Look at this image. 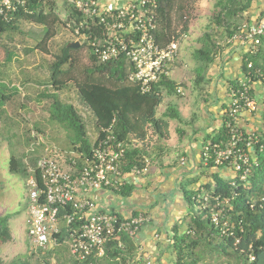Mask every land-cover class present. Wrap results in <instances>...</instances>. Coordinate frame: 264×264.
Returning <instances> with one entry per match:
<instances>
[{
    "label": "trees",
    "instance_id": "obj_1",
    "mask_svg": "<svg viewBox=\"0 0 264 264\" xmlns=\"http://www.w3.org/2000/svg\"><path fill=\"white\" fill-rule=\"evenodd\" d=\"M197 1L159 0L158 30L155 36L160 46L175 41L179 53V41L188 34L189 23L195 17L196 8L194 4ZM263 4L264 0H217L215 2L209 24L198 41L200 47L195 49L191 56L194 75L193 85L199 92L202 84L206 82V71L214 63V55L227 47L226 44L222 46L224 40L232 37L238 26L241 25L243 20H246L242 18L243 15L248 16V11L253 6L256 9L260 6L262 10ZM57 5L52 0H27L25 9L19 10L14 16L11 14L7 22L0 17V35L18 31V24L22 22L39 25L43 28L42 35L34 48L26 50V52L40 51L44 54L48 53V43L57 35L59 25L65 27L66 24L65 19H62L57 12ZM67 12L70 13L71 18H75L77 21L80 19V16L76 15L72 8L68 9ZM90 31L92 32H81L85 35L81 47L88 48L90 67L80 71L78 69L79 58L74 54L77 48L68 47L67 44L54 56L53 62L49 65L47 80L43 81L39 78V86H45L46 88L40 91L38 97L51 102L48 107V119L62 124L63 129L69 134L70 145L75 155L89 156L97 142L105 137L106 130H109L118 141L125 143L126 152L120 163V171L126 176L133 168H143L146 160H148L143 149H147V145L138 147V143L145 144L146 140H151L153 137L156 138L155 140H165L169 122L181 123L179 113L172 106L166 108L160 117H157V109L163 101V91L168 94H178L177 89H181L182 83L178 84L170 80V74L169 77H162L158 83L154 84L153 91L149 94L141 93L137 85L125 83L130 65L127 64L124 58L115 63L96 64V58L92 53L90 43L94 37H100L101 34L98 29ZM89 35L92 38H88ZM220 42L222 44H219ZM13 57L14 55L8 52L6 63H11ZM177 62L176 60L171 66V71ZM249 63L252 64V69L249 71L255 73L260 70L264 73V36L261 39L259 54L256 57L248 55L243 57L240 66L241 73L248 71L247 65ZM10 71L7 68H5V73L0 71V78L6 79ZM238 80L239 77L230 82L228 87L235 86ZM70 84H73L76 89L81 105L86 107L92 115L94 129L97 133L94 141H91L88 137L86 120L80 116L73 105L60 100L59 94L67 90ZM5 87L7 88L5 84L0 85V117L6 114L4 111L5 105L15 96L14 92L16 91L14 88L12 94H10L12 88L5 89ZM261 117L263 118L262 129L255 130L259 140L253 147L257 167L244 182L239 180L238 175L232 176L231 170L226 167H214L212 164L203 166L200 161L202 167L205 168V174L210 180L200 183L195 190H189L188 188L191 183H194L193 180L181 183L180 190L189 210L178 224L179 226H185L184 232L180 233L178 225L174 226L172 240L170 239L168 247L166 246L167 251L173 256V264H205V256H208V254L211 263L217 261L219 257H225L233 264H264V109L261 112ZM38 125L40 123H36L37 127ZM33 130L32 128L30 130L31 144L36 141V138L31 135ZM34 132L38 134L37 130H34ZM134 141L137 143H134ZM226 141V130L221 125L219 132L206 137L203 147L213 144L224 146ZM34 147L38 146L34 145ZM39 157L30 160L34 170L32 174L27 175L22 160H18L12 155L9 159L8 171L10 174L27 177L26 179L33 175L39 189L44 190L40 173L36 168ZM72 159L75 158L70 154L67 158H61V161H64L63 165L68 167ZM82 166V159H76L75 169L79 171ZM212 168H214V172L209 171ZM220 168L228 171V178L220 176L219 172L216 171ZM233 181L234 186L231 184ZM25 186L27 189L26 205H28L29 188L27 180ZM132 191L133 185L126 181L114 193L126 198L131 195ZM206 195L212 196L207 206L210 205L209 208L214 210L218 208V212H220L222 218L224 217V220H221L217 227L211 221L209 209L204 208L203 198ZM215 196H219L218 207L213 201ZM39 200L40 202L45 201L43 193L40 195ZM65 214L77 215V212L70 206L59 208L58 218L63 226H60L58 234L53 235V239L59 243V246L44 253L40 250L35 253L30 252L28 256L7 264H33V262L36 264L38 262L39 264H50L51 255L69 238L65 221H63ZM10 219L8 215L0 217V245L9 243L12 240ZM223 221L227 222L226 228H223ZM25 237L28 239L27 227ZM134 241L124 235L120 239L121 248L118 247L117 242H108L105 245V257L96 264H117L116 260H120L122 264H125L127 259L133 257L132 253L136 249ZM201 247H204V249L197 250ZM206 251L208 252L206 253ZM71 258L73 260L71 264H79L72 256ZM156 262L159 264L158 259ZM0 264H4L1 257ZM80 264L88 263L83 262Z\"/></svg>",
    "mask_w": 264,
    "mask_h": 264
},
{
    "label": "built area",
    "instance_id": "obj_2",
    "mask_svg": "<svg viewBox=\"0 0 264 264\" xmlns=\"http://www.w3.org/2000/svg\"><path fill=\"white\" fill-rule=\"evenodd\" d=\"M60 2L62 11L59 16L65 19V27L78 39H84L81 32H92L98 29L100 37H94L90 43L97 65L115 63L124 58L130 65L125 79L126 84L137 85L141 93L149 94L153 85L162 77L171 74V66L179 58L178 45L170 41L160 46L155 33L158 30L159 0H52ZM27 0H0V17L8 21L22 9ZM80 16L77 21L70 17L68 9ZM244 16V15H243ZM264 36V4L261 13L252 21L243 20L232 37L224 40L230 47L241 48L242 56L256 57L259 54L261 39ZM92 38V36H88ZM88 41V40H87ZM248 71L241 73L235 86H230L228 106L223 113V122L227 141L224 146L219 144L203 147L201 163L214 167H226L232 176H239L244 182L257 167L254 145L258 143L255 130H246L241 125L242 113L256 115L264 109V73L257 70L249 71L252 64L247 65ZM254 78V79H253ZM258 79V80H255ZM260 88L258 100L255 90ZM182 94L181 89H177ZM36 141L31 144L40 146L43 140L31 131ZM126 145L118 141L108 130L105 137L93 147L89 156L73 154L68 168H64L61 158L49 148H45L36 163L44 190H40L34 176L28 177V221L27 242L31 252L40 250L42 253L59 246L53 235L60 232L59 208L70 206L77 215L65 214L63 221L69 234L67 242L71 256L80 264H96L105 257V245L114 241L121 248L120 239L127 235L136 239L151 217L144 211L134 215L121 216L110 210H101L88 196L91 191L108 190L112 193L126 182L129 176H142L148 173L151 162L146 160L143 168H133L128 175L120 171V163L124 159ZM82 159V168L75 169L76 159ZM184 162L181 160L180 164ZM235 185L234 181L231 183ZM45 201L40 202L41 194ZM212 196L203 198L204 208L210 211L211 221L217 227L224 217L218 208H209L207 204ZM219 196L214 197L218 207ZM206 203V204H205ZM211 204V203H210ZM222 218V219H220ZM73 226V227H72ZM227 222L223 221V228ZM159 236L154 237L158 242ZM166 245L170 240H165ZM132 259L125 264H158L151 253L141 244L136 245ZM91 258V260H89ZM117 264H122L116 260ZM45 264V263H42Z\"/></svg>",
    "mask_w": 264,
    "mask_h": 264
},
{
    "label": "crops",
    "instance_id": "obj_3",
    "mask_svg": "<svg viewBox=\"0 0 264 264\" xmlns=\"http://www.w3.org/2000/svg\"><path fill=\"white\" fill-rule=\"evenodd\" d=\"M205 0H198L199 17L196 16L195 22L198 27H201L200 34L192 36L193 25L188 26V34L179 41V58L175 67L171 71L170 80L178 84L183 91L182 95L168 94L163 91V101L157 109V117L162 116L166 108L172 106L180 115L181 123L170 121L165 140H146L147 159L151 162V166L147 174L142 176H129L126 181L133 185V191L130 196L124 198L119 194L112 193L102 189L100 191H91L88 197L91 198L101 210H110L121 216L133 215L138 211L146 212L151 221L147 226H144L134 241V245L141 244L145 250L149 251L155 262L158 259L159 264H173V256L167 251L165 240H172V229L177 226L185 214L188 213V205L183 198L180 190L181 182L186 183L192 181L188 187L189 190H195L200 183L210 180L205 174V168L200 163L201 151L204 146L206 137L213 136L220 131V128L215 123V119H219L222 123L223 113L228 106V86L229 83L237 79L241 74V62L243 59L241 48L227 46L214 55V63L206 71L205 80L202 84L200 92L193 85L194 75L192 72L193 61L192 52L200 47L198 43L206 26L209 24L202 21L205 19L204 11L198 7L203 6ZM217 0H213L215 4ZM211 4V5H212ZM214 11V10H213ZM212 11V12H213ZM261 13L260 6L256 9L253 6L248 11V16H242L247 21H252ZM199 18V19H198ZM197 20V21H196ZM204 23V24H203ZM189 40V48L191 54L186 55V41ZM219 44H222L220 42ZM222 46H225L222 45ZM188 58V59H187ZM187 61L192 63V68L186 65ZM7 74V73H6ZM18 73L10 71L6 79L0 78V85H6L7 88L16 89L14 99H25L26 102L32 98H38L41 88L33 74L27 77L19 76ZM48 78V77H47ZM12 83V84H11ZM5 87V89H7ZM39 89V91H37ZM49 89V88H48ZM196 92V94H194ZM260 88L255 90V98L258 100L260 96ZM6 95V92L4 91ZM196 97L200 104L195 109L192 107L189 97ZM214 98L216 104L212 106L211 98ZM15 99V100H16ZM28 103L21 102V108H24ZM197 109L200 112L196 113ZM261 112L256 115H251L247 112L242 113L241 125L246 130H261L262 120ZM222 125V124H221ZM134 143H137L134 141ZM181 160L184 162L180 164ZM64 168H68L67 165ZM208 171V170H207ZM214 172V168L209 169ZM220 176L228 178L229 173L226 169L220 168L216 170ZM179 232L183 233L185 226L178 225ZM158 235V242H155L154 237ZM167 246V247H166ZM165 251V253H164ZM161 254V255H160ZM159 255V258H158ZM157 263V262H156Z\"/></svg>",
    "mask_w": 264,
    "mask_h": 264
},
{
    "label": "rangeland",
    "instance_id": "obj_4",
    "mask_svg": "<svg viewBox=\"0 0 264 264\" xmlns=\"http://www.w3.org/2000/svg\"><path fill=\"white\" fill-rule=\"evenodd\" d=\"M212 2L213 0H205L203 6L198 7L204 11V16H206L204 17L205 19H202L204 23L208 17L205 24L208 23L212 11L214 10V4H212ZM57 8L59 12L62 11L60 2H58ZM195 8L196 16L199 17L197 4ZM194 20H191L189 25H193L194 32H192V36H197L200 34L201 27L194 24ZM18 28V31L7 32L0 35L1 72L5 73V68H7L8 71L11 70L15 73L19 72V76L26 74L24 77H27L33 74L36 77L34 78L35 81H38L37 77L45 81L49 73L48 67L53 62L54 56L58 54L64 46L75 42L80 44L77 51L74 52L79 58L78 69L81 71L84 68L90 67L91 62L89 60L88 48L81 47L82 40L77 39V37L63 25H59L57 35L48 43V53L46 54L40 51L26 52V50L33 49L40 39L43 30L41 26L22 22L18 24ZM188 42L189 40L185 43L186 55L191 54ZM8 52L14 55L11 63H6ZM186 65H189V69L192 68V63L190 61H187ZM37 91H39V89ZM40 91H43V89L41 88ZM194 94H196V92ZM59 95L62 102L73 105L80 116L86 120L88 124V137L91 141H94L97 137V133L94 129L92 115L86 107L81 105L73 84H70L68 89L61 92ZM15 99L16 98L6 103L4 108L6 114L0 117V217L8 215L11 218L9 225L12 233V240L9 243L0 245V257L4 264L16 259H22L31 252L25 237L28 221L26 205L27 189L25 186L27 177L24 178L21 175L9 173L8 165L10 157L13 155L18 160H22L28 175L32 174L34 170V166L30 163V160L32 158H38L46 147L53 150L61 158H67L70 154L73 155L75 153L70 145L69 134L63 129L62 124L48 119L50 101L39 99V97L32 98L29 102L21 98ZM23 100L24 103L28 104L23 106L24 108H21V102ZM189 101L195 109L200 104V101H197L194 96L189 97ZM211 104L212 106L216 104L213 97L211 98ZM198 112H200L199 109H197L196 113ZM36 123H40V125L37 127ZM215 123L218 128H220L222 124L221 121L215 119ZM31 128L35 131L37 130V135L44 141L41 146L34 147L33 152L30 151L32 143L30 139ZM196 186L199 185L196 184ZM60 226H63L62 222ZM203 249L204 247L197 248V250ZM207 252L208 251H206V253ZM205 258V264H233L232 261L227 260L225 257H219L218 260L216 259L217 261H212V263L210 262L211 259L209 254L205 256ZM72 261L66 243L57 248L49 260L50 264H71ZM33 264L36 263L33 262ZM37 264H39V262Z\"/></svg>",
    "mask_w": 264,
    "mask_h": 264
},
{
    "label": "water",
    "instance_id": "obj_5",
    "mask_svg": "<svg viewBox=\"0 0 264 264\" xmlns=\"http://www.w3.org/2000/svg\"><path fill=\"white\" fill-rule=\"evenodd\" d=\"M79 46L80 44L77 42L68 44V47H71V48H78Z\"/></svg>",
    "mask_w": 264,
    "mask_h": 264
},
{
    "label": "clouds",
    "instance_id": "obj_6",
    "mask_svg": "<svg viewBox=\"0 0 264 264\" xmlns=\"http://www.w3.org/2000/svg\"><path fill=\"white\" fill-rule=\"evenodd\" d=\"M31 149V148H30ZM33 151H34V148H33ZM28 180V179H27ZM27 226V225H26ZM26 242H27V239H26ZM28 243V242H27Z\"/></svg>",
    "mask_w": 264,
    "mask_h": 264
}]
</instances>
